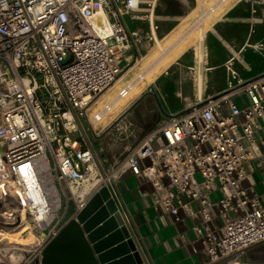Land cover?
Listing matches in <instances>:
<instances>
[{
  "label": "built area",
  "instance_id": "built-area-1",
  "mask_svg": "<svg viewBox=\"0 0 264 264\" xmlns=\"http://www.w3.org/2000/svg\"><path fill=\"white\" fill-rule=\"evenodd\" d=\"M229 1L202 3L197 20ZM141 7L154 6L0 0V264H43L61 227L126 172L150 181L175 221L183 212L197 219L206 261L235 263L264 241V197L252 176L253 161L264 165V72L242 79L231 62L224 90L157 123L111 165L96 145L91 113L131 64L140 31L125 14L142 18Z\"/></svg>",
  "mask_w": 264,
  "mask_h": 264
},
{
  "label": "crops",
  "instance_id": "crops-1",
  "mask_svg": "<svg viewBox=\"0 0 264 264\" xmlns=\"http://www.w3.org/2000/svg\"><path fill=\"white\" fill-rule=\"evenodd\" d=\"M228 4L224 13L225 17L220 19L218 16L213 21L211 27L206 30L204 39L194 40L179 48L187 36L183 33L175 38L176 40L169 42L170 44L159 61H165L172 52L178 50L169 60L171 63L157 74V80L151 82L153 83L152 90L156 93L155 84L158 80L164 74L172 73L180 87L176 90L178 100H161L159 97H152L157 103L152 106L153 117L144 133L157 123L169 119L171 115L183 112L193 104H199L203 99L224 90L228 86L227 65L231 62L232 67L238 72V77L242 79H248L264 72V59H250L247 54L249 50L255 53L264 51V0H232ZM125 19L131 30H136L132 27V23L139 25L144 20L133 17L131 13L125 14ZM177 26L163 36H160L159 26L156 30L160 38L170 39L176 35ZM138 28L141 27L138 26ZM151 41V39L148 40L149 43ZM153 47L146 54L155 51ZM135 51V46H133L128 53L131 60H133ZM197 61H207L208 65L202 96L199 95L196 83ZM240 61L243 66L239 65ZM219 68L224 69L225 76L222 84L217 85L211 80L210 72ZM153 93L148 95H153ZM121 125L122 123L119 122V128ZM253 164L255 167L252 176L255 188L264 197V165L259 167L256 161H253ZM153 190L154 187L150 181L131 172L117 177L110 188L111 196L119 211L128 219L134 233L137 234L150 264H209L210 262L205 260L202 253V242L193 229L197 219L183 212L184 219L175 221V216L166 212L163 205L154 202ZM211 197L214 200L219 198V190L211 192ZM233 214L234 212H229L226 218ZM219 221H223V218ZM225 263L221 260L214 264ZM232 264H264V241L247 247L244 257H238V261Z\"/></svg>",
  "mask_w": 264,
  "mask_h": 264
},
{
  "label": "rangeland",
  "instance_id": "rangeland-1",
  "mask_svg": "<svg viewBox=\"0 0 264 264\" xmlns=\"http://www.w3.org/2000/svg\"><path fill=\"white\" fill-rule=\"evenodd\" d=\"M206 3H203L202 0H158L157 4L155 6V15L154 18L156 19V22L159 24V34L160 36H163V34L168 33L171 29H173L175 26L176 35L170 39L168 37H165V44L164 46L167 47L168 44H170V41H173L175 38L179 37V35H182L185 33L194 23H196L198 15H200V9L203 4H210L213 0H206ZM144 6H147V3H144ZM196 8V9H195ZM224 9V6L221 7L219 10H217L220 13V10L222 11ZM214 12L215 15H220L218 12ZM140 15H142L143 21L140 22L138 25L137 23H132V27L139 32L138 35V42L135 44V54L133 55V60L131 61V64L129 67L125 69V72L122 74L124 75V78L122 80V84L125 82H129L131 79H133L136 75H138L139 72H141L146 65L151 62V66L153 67L156 62L155 58L159 56L163 52V50L159 49V46L155 47V40H152L150 43L149 40V31H150V22L148 15L149 11L144 10L138 12ZM225 10H223L222 15L220 16V19H223L225 16ZM211 14V13H210ZM213 16H209L204 21L203 28L201 26L196 27L192 31H190V34H187V37L183 40V42L179 45V48L184 47L187 43H190L194 40H198L200 33L202 31L207 30L211 27L214 20H212ZM130 22V21H129ZM139 23V22H138ZM207 23V24H206ZM140 26L141 28H138ZM205 27V28H204ZM154 46V47H153ZM155 48L153 52L150 54H147V57H143L144 53H148L150 48ZM178 49H176L172 54H170L165 61L160 62L158 65L159 70L157 72L156 69L152 70L151 74H159L164 67L169 65L171 61H169L177 52ZM250 57V59H264V51L263 52H256L255 51H248L247 53ZM153 56V57H152ZM140 59V60H139ZM146 60V61H145ZM148 60V61H147ZM152 60V61H151ZM254 62V61H252ZM239 65L243 66V63L240 61L238 62ZM161 70V71H160ZM224 69L219 68L215 69L210 72V78L212 81H214L217 85L222 84L224 81ZM128 80V81H127ZM127 81V82H126ZM153 83L146 82L144 84L142 92L131 101V105L133 103H138L130 110V112L124 117V119L121 121L122 125L121 128L119 126L115 125L112 128L108 130L111 124L115 122V120H112L108 123V125H105L104 130H97L100 132L99 134H96L94 136L95 143L99 147L101 153L105 155L107 162L109 165L113 164L115 161L119 160L121 157H123L127 149L132 145L133 142H135L140 136L144 134V131L146 130L147 126L151 123L152 117H153V111L152 106L155 105L156 100L152 99L154 98H160L161 100L164 99H170V100H178V96L176 95V90L179 87V83L175 81L174 74L166 73L164 74L158 82L155 84L156 93H153L152 90ZM153 95H148L152 94ZM104 104V103H103ZM103 104L97 103L96 106L101 107ZM128 105L126 108L121 111L123 113L128 107L131 105ZM120 113V115H121ZM119 116V115H118ZM165 115H163L164 117ZM108 127V128H107ZM84 128V127H83ZM107 129V131H106ZM85 134L89 138V141L91 142V145L96 153V156L98 159H100V156L97 152V147L93 143V140L91 139V136L89 132L85 129ZM101 160V159H100ZM101 162V161H100Z\"/></svg>",
  "mask_w": 264,
  "mask_h": 264
},
{
  "label": "water",
  "instance_id": "water-1",
  "mask_svg": "<svg viewBox=\"0 0 264 264\" xmlns=\"http://www.w3.org/2000/svg\"><path fill=\"white\" fill-rule=\"evenodd\" d=\"M138 101L119 115L108 130L123 119ZM83 132L86 136L84 129ZM136 235L128 219L119 211L108 187H103L93 195L78 217L69 219L45 246L42 262L150 264Z\"/></svg>",
  "mask_w": 264,
  "mask_h": 264
},
{
  "label": "bare ground",
  "instance_id": "bare-ground-1",
  "mask_svg": "<svg viewBox=\"0 0 264 264\" xmlns=\"http://www.w3.org/2000/svg\"><path fill=\"white\" fill-rule=\"evenodd\" d=\"M147 1L150 2L151 5H153L154 7L157 4V0H147ZM202 2L206 3L207 1L202 0ZM230 2H232V0ZM230 2H228V3H230ZM228 3H226L223 10H225L226 7L229 5ZM154 7L149 8L152 11V14H150L151 18H154V15L156 14L154 12ZM140 10L144 11L145 8L141 7ZM223 10L222 11L220 10V13L217 11L220 15H215L216 13L215 14L214 13H211V14L208 13L207 17L213 16L212 20H215L218 16H221V14L223 13ZM206 18L205 19H198L196 21V23H194L185 33L190 34V31H192L193 29H195L198 26H201L203 28L204 21L206 20ZM205 32H206V30L204 29V31H202L200 33V36H199L200 40L205 38V34H206ZM153 35L155 37L156 47L159 46V49L163 50V52H160L161 54L159 56H157V58H155L156 62H152V63H155V65L152 67L150 64L151 62L149 61V63L146 65V67L141 72H139L138 75H136L133 79H131L129 82H127L128 81L127 80L126 81L127 83L124 82L122 84V80L124 78V75H122L121 77L116 79L108 87V89H106V91L97 100V103H99V105L103 104V103L104 104L101 107H98L99 106L98 105L95 108H93V111L91 113V120H92V122H94L93 126L95 127V129L104 130L105 125L107 126L110 121L117 119V117H118V115H120L121 111H123V109L126 108L131 103V101L136 97V95L138 96L142 92L144 84L146 82L151 83V82L157 80V74L152 75L151 72L154 69H156L158 72V70H159L158 65L160 64V62H163V61H159V60L162 59V56L166 51V47L164 46L165 38L164 37L160 38V36L158 35L157 30L154 26H153ZM185 37H187V36H185ZM169 52H172V51H169ZM203 52H204V50H203ZM167 55L168 54L166 53V56ZM144 57H147V54L146 55L144 54L143 58ZM207 69H208L207 61H197L196 83H197V88H198L200 96H202V93H203V90H204V87L206 84L205 83V76H206ZM122 89L126 90V92H127V94L125 96H122L120 94ZM123 119H121L119 122H121ZM119 122H118V124H119ZM106 131H107V129H106Z\"/></svg>",
  "mask_w": 264,
  "mask_h": 264
}]
</instances>
